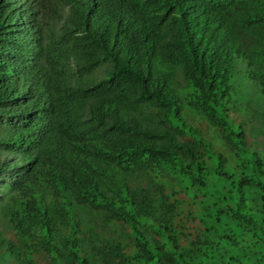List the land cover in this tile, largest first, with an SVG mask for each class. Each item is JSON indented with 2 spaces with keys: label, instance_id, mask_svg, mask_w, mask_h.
Masks as SVG:
<instances>
[{
  "label": "trees",
  "instance_id": "trees-1",
  "mask_svg": "<svg viewBox=\"0 0 264 264\" xmlns=\"http://www.w3.org/2000/svg\"><path fill=\"white\" fill-rule=\"evenodd\" d=\"M0 264H264V0H0Z\"/></svg>",
  "mask_w": 264,
  "mask_h": 264
},
{
  "label": "rangeland",
  "instance_id": "rangeland-1",
  "mask_svg": "<svg viewBox=\"0 0 264 264\" xmlns=\"http://www.w3.org/2000/svg\"><path fill=\"white\" fill-rule=\"evenodd\" d=\"M251 85H252L251 83L248 84L246 82L240 83V85H239V92L240 93H244L247 97H251V95H252V91H251V88L252 87H251ZM253 95H254V93H253ZM257 97H258V94L256 93L255 98H257Z\"/></svg>",
  "mask_w": 264,
  "mask_h": 264
}]
</instances>
